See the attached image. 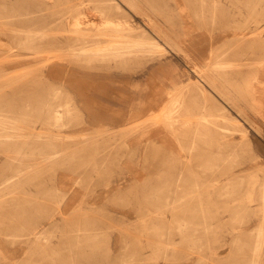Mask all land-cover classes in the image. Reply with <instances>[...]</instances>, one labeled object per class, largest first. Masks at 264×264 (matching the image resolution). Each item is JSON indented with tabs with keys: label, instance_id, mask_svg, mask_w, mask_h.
<instances>
[{
	"label": "rangeland",
	"instance_id": "374dc122",
	"mask_svg": "<svg viewBox=\"0 0 264 264\" xmlns=\"http://www.w3.org/2000/svg\"><path fill=\"white\" fill-rule=\"evenodd\" d=\"M79 1L0 0L1 259L264 264V0L123 1L106 16ZM116 45L126 54L108 56ZM6 76L30 92L12 97ZM61 207L54 250L24 246Z\"/></svg>",
	"mask_w": 264,
	"mask_h": 264
},
{
	"label": "bare ground",
	"instance_id": "6f19581e",
	"mask_svg": "<svg viewBox=\"0 0 264 264\" xmlns=\"http://www.w3.org/2000/svg\"><path fill=\"white\" fill-rule=\"evenodd\" d=\"M11 1H13V2H11ZM15 1L16 0H10V2H11V7H15ZM82 0H80L79 1V5H82V2H81ZM92 1V2H91ZM91 1H86V3H90V4H92L93 5V9H95V10H97L101 15H103V16H106V14L108 13V12H110L108 15H110V14H113V13H111V9H117V10H120L121 8V6H120V4L119 3H121V4H123V1H126V2H131L132 3V1L133 0H91ZM83 2H85V0H83ZM119 2V3H118ZM88 3V4H89ZM79 7H81V6H79ZM110 10V11H109ZM78 16H80V15H78ZM29 16H21L20 17V15L18 16L17 15V17H14V19H13V21L12 22H9L10 24H11V27H9L8 29H9V31H7V33H11V35H12V33L15 31L13 28H17L18 29V32L20 31V28L19 27H17V26H14L16 23V21L17 20H19L20 18H23V19H21L22 21H25L26 19L25 18H28ZM82 17V16H81ZM91 18V17H90ZM77 19V18H76ZM12 20V19H11ZM20 20V21H21ZM28 20V19H27ZM26 20V21H27ZM108 20V19H107ZM15 21V22H14ZM79 21V20H78ZM80 22V21H79ZM78 22V23H79ZM77 23V22H76ZM77 23V24H78ZM108 23V22H107ZM106 24V23H105ZM76 25V24H75ZM74 25V27L75 28H77L76 26ZM79 25V24H78ZM110 25V24H109ZM72 26V25H71ZM95 26V25H94ZM115 26V25H114ZM103 27V26H102ZM117 27V26H116ZM98 28V27H97ZM96 28V29H97ZM99 28H101V27H99ZM98 28V29H99ZM78 29H79V27H78ZM95 29V30H96ZM23 32V31H22ZM21 32H19V34H20ZM21 34H23V33H21ZM2 35V34H1ZM2 37H3V35H2ZM5 37V36H4ZM12 37H13V35H12ZM7 38V37H6ZM253 39V38H252ZM264 40V39H263ZM1 42V41H0ZM22 43V42H21ZM6 44V43H5ZM237 44H239V43H237ZM139 46H143V44H141V45H139ZM231 46V45H230ZM123 47L124 46H113V47H111V48H108V49H106L107 51H106V53H107V55L108 56H117V55H124V54H126L125 52H126V50H124L123 49ZM122 48V51H119L120 49ZM125 48V47H124ZM8 49V48H7ZM110 49V50H109ZM230 51V50H229ZM228 51V52H229ZM187 53V52H186ZM226 53V52H225ZM193 56H195V54L194 53H191V52H189L188 53V67H191L190 66V63H191V60L192 61H194L195 60V57H193ZM195 66V65H194ZM196 67V66H195ZM192 68V67H191ZM260 68V67H259ZM257 69V70H260V69ZM262 68H263V66H262ZM255 70V69H254ZM263 71V70H262ZM187 72V71H186ZM210 72L212 73V74H220V73H222L223 71H221V70H219V69H217L216 67H211V70H210ZM256 72V71H255ZM255 72H254V74H255ZM259 73V72H258ZM187 74H188V76L190 75L189 74V72H187ZM253 74V75H254ZM197 78H196V80H191V82H189V83H191L192 84V86H190L189 88H187V91H186V98L188 99V101H187V104L188 105H190V103L192 102H190V97H195V96H193L194 94V91H196L199 87H200V85L201 84H207L208 82L203 78V76L200 74V72H198L197 73ZM253 78V77H252ZM64 79L69 83H76L77 81L75 80V81H73V80H71V78L69 77V75L67 74V73H65V76H64ZM193 79V78H192ZM4 80L5 81H7V82H10L11 83V85H10V87L12 88V90H13V93H12V97H16V96H20L19 95V92H17V91H19V90H21V91H24V90H26V91H28V92H30L29 90H30V88H32V87H30V80L29 79H20L19 80V83H17V82H14L13 81V79L12 78H10L9 76H6V77H4ZM33 81V80H32ZM248 81V80H247ZM253 81V80H252ZM261 84H262V82H261ZM259 85V84H258ZM255 86H256V83H255ZM259 87V86H258ZM257 87V88H258ZM209 88V87H208ZM211 89L213 90V87H211ZM260 89V88H259ZM201 90V89H200ZM199 90V91H200ZM210 90V89H209ZM202 91V90H201ZM200 91V92H201ZM260 91V90H259ZM263 91V90H262ZM206 92H208V91H206ZM261 92V91H260ZM28 94V93H27ZM202 94H204L203 92L201 93V95ZM214 94V93H213ZM30 96V95H29ZM32 96V95H31ZM203 96V95H202ZM201 96V97H202ZM207 96H209V95H207ZM207 96H205V97H207ZM261 96V95H260ZM208 98V97H207ZM215 98V97H214ZM205 99V98H204ZM203 99V100H204ZM210 99V98H209ZM201 100V99H200ZM211 101V100H210ZM246 101H248V100H246ZM190 102V103H189ZM212 102V101H211ZM216 102V101H215ZM215 102H214V104H215ZM203 103H209V106H211L210 105V102H203ZM250 103V102H249ZM12 105H14V104H16V102L15 101H13L12 103H11ZM220 105V104H219ZM213 106V105H212ZM211 106V108H213ZM217 106V105H216ZM222 106V105H221ZM220 106V107H221ZM220 107H219V109H220ZM206 109V105H205V108H204V110ZM214 109V108H213ZM216 109H218L217 107H216ZM240 109V108H239ZM208 110H209V108H208ZM214 111H216V110H214ZM240 112H241V110H240ZM244 112V111H243ZM223 113V112H222ZM229 113V112H228ZM230 114V113H229ZM6 122H8V123H6L7 125H5V127H8V128H13V129H16V130H22L23 129V127L22 126H18V125H14V124H12V123H10V120L7 118V119H4ZM9 120V121H8ZM230 120V119H229ZM251 120V119H250ZM231 125H232V122H231ZM242 125H240V130H241V127ZM221 127H223V126H220L219 128H218V130L220 129V132H221ZM226 127V126H225ZM224 127V128H225ZM230 127H232V126H229V130H230ZM236 127V126H235ZM223 128V129H224ZM237 128H239V126L237 127ZM244 128V127H243ZM217 129V128H216ZM215 129V130H216ZM232 130H234V129H232ZM239 129H237L236 131H238ZM230 132H232V131H230ZM240 133H242L243 134V132H241V131H239ZM233 133H235V130L233 131ZM232 133V134H233ZM246 133V135H245V138H249V135L247 134V131L245 132ZM244 133V134H245ZM3 136V135H2ZM34 136H36V137H39V138H41L42 137V135H40V134H36V135H34ZM251 143H253L254 144V142H253V140H252V138H250V139H248ZM12 141H14L15 142V140H12ZM23 142V141H22ZM22 142H20V143H22ZM235 145L236 144V142H234V140L233 139H230L229 141H228V146H227V149H231L232 148V145ZM189 149H190V147H189ZM188 177V179L190 180V175H188L187 176ZM191 178H192V175H191ZM60 192L62 193V194H77L75 191H71V190H69V191H66V189H62V190H60ZM68 199V202L70 203V204H72V202H75V200L77 199V195H74V196H72L71 198H67ZM1 200H3V201H13L14 200V198H4V199H1ZM1 207V206H0ZM7 209H6V207H4V206H2L1 208H0V214L2 213V212H5ZM68 210H65V212H67ZM58 213V215H60V217H62V219H65L67 216V214H65L64 213V210H62V207L61 208H59L58 210H56L55 212H51V214H49V216L46 218L47 220H46V222H43V225H42V227H43V229H42V231H44L43 232V234L40 232V230H38L37 232H35V234H33V235H31V237L28 239V240H26V242H24L23 241V245L25 246H27V244L29 243V242H32V243H34V244H41V245H43V247H44V249H47V247L50 249V250H54L53 249V246H51V245H48L49 244V236H48V234H45V232L46 231H48V229H47V227H46V225L48 224L49 226L50 225H53V226H56V225H58L57 223H59V221L57 220V215L55 214V213ZM70 214V213H69ZM126 217H127V215H125ZM61 221V220H60ZM47 229V230H46ZM81 230H82V228H81ZM0 232H3V231H0ZM85 232H78L77 233V235H75V239H76V244H78V240L80 239V238H82V235L84 234ZM95 238H98L97 236H95V235H90V236H87L85 239H87L88 241H92V242H94V240H95ZM118 240V239H117ZM54 242V241H53ZM25 243V244H24ZM115 243V242H114ZM23 245L21 244V246L23 247ZM109 249V248H108ZM110 253V251L109 252H107V251H104V255H108ZM89 256H90V258L91 257H95L97 254H99L98 253V251H96V253L95 252H93L92 251V253H91V251L89 252ZM132 254H137V251L135 250V251H133L132 252ZM13 261H14V259L13 260H8V259H1V257H0V264H13Z\"/></svg>",
	"mask_w": 264,
	"mask_h": 264
},
{
	"label": "crops",
	"instance_id": "0c3cea01",
	"mask_svg": "<svg viewBox=\"0 0 264 264\" xmlns=\"http://www.w3.org/2000/svg\"><path fill=\"white\" fill-rule=\"evenodd\" d=\"M156 98H157V97H156ZM156 98H155V99H156ZM152 103H153V102H152V100H151L149 104H148V103H147V104H144L143 107H142L139 111H137V112H133L132 115L140 114V112L143 110L144 107H146V106H151ZM154 103H155V101H154Z\"/></svg>",
	"mask_w": 264,
	"mask_h": 264
}]
</instances>
